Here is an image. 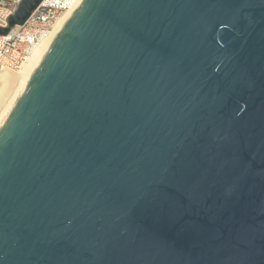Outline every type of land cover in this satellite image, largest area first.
Segmentation results:
<instances>
[{
  "label": "water",
  "instance_id": "water-1",
  "mask_svg": "<svg viewBox=\"0 0 264 264\" xmlns=\"http://www.w3.org/2000/svg\"><path fill=\"white\" fill-rule=\"evenodd\" d=\"M0 264H264V0H82L0 125Z\"/></svg>",
  "mask_w": 264,
  "mask_h": 264
},
{
  "label": "built area",
  "instance_id": "built-area-1",
  "mask_svg": "<svg viewBox=\"0 0 264 264\" xmlns=\"http://www.w3.org/2000/svg\"><path fill=\"white\" fill-rule=\"evenodd\" d=\"M81 1L42 0L23 25L0 36V73H17L35 46L53 31L58 21L70 16ZM18 2L0 0V28L7 27Z\"/></svg>",
  "mask_w": 264,
  "mask_h": 264
},
{
  "label": "bare ground",
  "instance_id": "bare-ground-1",
  "mask_svg": "<svg viewBox=\"0 0 264 264\" xmlns=\"http://www.w3.org/2000/svg\"><path fill=\"white\" fill-rule=\"evenodd\" d=\"M68 17L69 14L66 15L62 20L58 21L53 31L35 46L31 54L26 58L21 69L17 72L18 74L15 73L14 75L10 74L9 72L0 73V118L3 117L0 119V124L3 122V119L7 115V112L12 105L10 100L17 96L20 89L27 82L31 73L37 67L42 56L46 52L52 39L61 29Z\"/></svg>",
  "mask_w": 264,
  "mask_h": 264
},
{
  "label": "rangeland",
  "instance_id": "rangeland-1",
  "mask_svg": "<svg viewBox=\"0 0 264 264\" xmlns=\"http://www.w3.org/2000/svg\"><path fill=\"white\" fill-rule=\"evenodd\" d=\"M10 74H14V75H15V73H10ZM17 74H18V73H17ZM0 90H1V89H0ZM13 98H14V99H11V100H10V101H11V103H13V101H14V100H15V98H16V96H15V97H13ZM7 103H8V102H7ZM7 113H8V112H7ZM1 118H3V117H1ZM1 118H0V119H1ZM3 120H4V119H3ZM0 122H1V121H0ZM1 124H2V123H1ZM1 124H0V125H1Z\"/></svg>",
  "mask_w": 264,
  "mask_h": 264
}]
</instances>
